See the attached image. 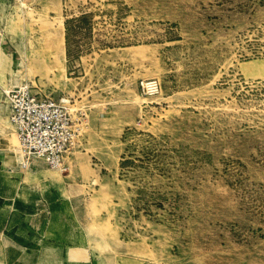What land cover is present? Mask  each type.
I'll return each instance as SVG.
<instances>
[{"label": "rangeland", "instance_id": "1", "mask_svg": "<svg viewBox=\"0 0 264 264\" xmlns=\"http://www.w3.org/2000/svg\"><path fill=\"white\" fill-rule=\"evenodd\" d=\"M0 29V103L32 84L79 128L67 171H19L74 264H264V0H0Z\"/></svg>", "mask_w": 264, "mask_h": 264}, {"label": "crops", "instance_id": "2", "mask_svg": "<svg viewBox=\"0 0 264 264\" xmlns=\"http://www.w3.org/2000/svg\"><path fill=\"white\" fill-rule=\"evenodd\" d=\"M0 29V64L6 57L5 42ZM19 85V84H14ZM4 92V91H3ZM3 104L0 108V134L7 129L8 105L2 94ZM2 111V112H3ZM6 124V125H5ZM12 127V126H11ZM13 129V127H12ZM14 130V129H13ZM5 142L0 140V264H74L81 262L75 259L68 248L73 246L71 224H57L52 218V207L48 208L44 194H55V186L47 176L32 178L19 174L17 149L15 157L6 153ZM32 161L24 169L33 170ZM38 194L39 201L28 203L27 197ZM42 204L46 207H42ZM55 209V207H54ZM27 212L29 213H26ZM32 210V211H31ZM42 220H44L42 222ZM64 231L60 238L56 231ZM4 236V237H3Z\"/></svg>", "mask_w": 264, "mask_h": 264}, {"label": "built area", "instance_id": "3", "mask_svg": "<svg viewBox=\"0 0 264 264\" xmlns=\"http://www.w3.org/2000/svg\"><path fill=\"white\" fill-rule=\"evenodd\" d=\"M144 95L159 92L156 79L140 82ZM8 121L17 138L18 167L24 169L32 158H41L51 169L65 172L66 157L79 134L64 98L55 99L32 84L4 90Z\"/></svg>", "mask_w": 264, "mask_h": 264}, {"label": "bare ground", "instance_id": "4", "mask_svg": "<svg viewBox=\"0 0 264 264\" xmlns=\"http://www.w3.org/2000/svg\"><path fill=\"white\" fill-rule=\"evenodd\" d=\"M20 85V84H19ZM14 87L18 86V85H13Z\"/></svg>", "mask_w": 264, "mask_h": 264}]
</instances>
